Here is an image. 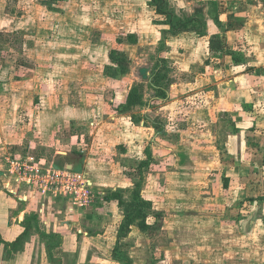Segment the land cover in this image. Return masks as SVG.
I'll return each mask as SVG.
<instances>
[{"label": "rangeland", "instance_id": "obj_1", "mask_svg": "<svg viewBox=\"0 0 264 264\" xmlns=\"http://www.w3.org/2000/svg\"><path fill=\"white\" fill-rule=\"evenodd\" d=\"M168 2L179 17L202 9L206 30L208 0ZM155 18L148 0H0L2 161L28 154L42 166L91 169L103 192L73 211L66 198L45 196L44 206L33 198L31 228L0 229V264H113L123 212L104 196L128 200L137 182L152 215L148 231L133 226L121 239L131 264H264V199L247 201L264 196V139L239 164L249 150L243 131L264 124V99L250 110L232 105L226 89L214 99L206 31L170 37ZM164 46L200 62L165 59L159 83L168 96L155 100L150 82ZM134 86L149 108L120 111ZM145 149L152 158L140 167ZM241 166L248 177L235 175Z\"/></svg>", "mask_w": 264, "mask_h": 264}, {"label": "crops", "instance_id": "obj_2", "mask_svg": "<svg viewBox=\"0 0 264 264\" xmlns=\"http://www.w3.org/2000/svg\"><path fill=\"white\" fill-rule=\"evenodd\" d=\"M207 9L209 12L206 13L210 16L208 17L206 30H204L203 26L202 31H206V35L203 37L206 40L208 54V60H206V62L208 61V93L214 95L218 92L221 95L226 89L225 94L227 93L230 100H232L230 102L232 105L235 103L236 105H241V110H250L257 98L260 100L264 99V0H208ZM198 11L199 15H201L202 9L200 8H195L193 12L196 14ZM157 25L162 26V24ZM164 27L168 30L167 25ZM191 32L196 33L194 31ZM183 35H185V32L177 36ZM215 35L220 37V41L224 47L222 51L210 49L209 40ZM163 53L167 54V56L164 55L165 58L163 59H173L175 61H181L182 59L186 61L187 59L188 64L200 62L196 56L189 55L188 53L184 56L176 52L169 54L166 46H164ZM212 63H219L220 67L215 68V66H211ZM249 81L252 84H249ZM126 97L123 101L124 103ZM156 99L164 100L165 98ZM143 100L145 104L142 107H134L128 112H134L136 108H149V103L145 102L144 98ZM140 115L139 117L145 118L148 116L145 112ZM138 119L140 121V118ZM243 133H245V138L248 141L249 147L247 149L249 150H246L245 156L239 160V164H248V162L250 164L251 155L256 153L257 145L261 141L260 139H264V124L253 122ZM252 133L259 137V139L255 140L253 137L251 138L250 135ZM69 166L70 169L86 172L94 182L95 187H98L90 167V170H78L73 165L65 167L68 168ZM240 169L239 175L235 174L238 178H240V175L246 178L249 175L248 172H251L248 167L241 166ZM228 178L229 176L226 175L225 179L228 180ZM2 183L3 181L0 179V229L12 232L14 226L23 224V231H25L26 226H33L35 219L34 210L36 205L32 203L33 198L39 197L41 205V202L45 201L46 197L31 190L24 194L17 192L16 198ZM97 189L100 190L99 187ZM18 195L23 197L20 198ZM250 198L253 199V202L256 199H264V196H250L247 198V201L250 202ZM52 200H48L49 205L53 202Z\"/></svg>", "mask_w": 264, "mask_h": 264}, {"label": "trees", "instance_id": "obj_3", "mask_svg": "<svg viewBox=\"0 0 264 264\" xmlns=\"http://www.w3.org/2000/svg\"><path fill=\"white\" fill-rule=\"evenodd\" d=\"M148 5L150 6V8H152L156 16L154 23L168 26V30L165 31V34L177 36L181 33L191 31L200 34L203 33L202 28L204 22L199 18L200 10L196 14L194 13L190 16L179 17L172 11L168 0H148ZM209 46L210 49L215 51H222L224 48L218 35L212 36L210 38ZM110 58L112 59V61L119 60L118 56H115V54L110 55ZM165 62V59L159 58L157 62V69L153 73V77L150 82V87L154 89L156 93V97L154 96V98L161 99L167 97V91L165 90L163 85L159 83V80L163 77L161 68L164 66ZM159 67L161 68L159 69ZM144 104L145 103L142 94L139 92L138 88L134 86L129 90L126 101L124 105L119 107V110L126 112L134 107H142ZM145 150L146 160L140 163V167H147L152 158L149 149ZM140 186V182H137L134 189L131 191L130 198L128 200H124L122 194L119 191H109V193L104 196V198L108 201L113 199L117 200V203L122 207L123 212L122 219L117 228L116 241L111 254V257L114 261L113 264H131V260L121 249V239L125 238L128 235L133 226H136L142 232L148 231L151 227L149 218L152 215V203L151 201L146 200L142 197L140 193ZM252 200L253 199L250 198V201ZM29 228H31V226H26L25 232ZM25 232H23V234ZM48 237V241H51L53 240L51 238H53L54 235H49ZM20 238L21 237H19L18 239ZM18 239L12 242V245H16ZM48 244V248L51 249V243Z\"/></svg>", "mask_w": 264, "mask_h": 264}, {"label": "built area", "instance_id": "obj_4", "mask_svg": "<svg viewBox=\"0 0 264 264\" xmlns=\"http://www.w3.org/2000/svg\"><path fill=\"white\" fill-rule=\"evenodd\" d=\"M5 156L0 158L2 185L16 194L14 184H24L39 195L62 197L69 202V210L93 207L103 198V192L95 187L94 182L84 171L59 168L50 164L42 166L33 155ZM41 206H44L41 203ZM42 211V208L39 209Z\"/></svg>", "mask_w": 264, "mask_h": 264}, {"label": "flooded vegetation", "instance_id": "obj_5", "mask_svg": "<svg viewBox=\"0 0 264 264\" xmlns=\"http://www.w3.org/2000/svg\"><path fill=\"white\" fill-rule=\"evenodd\" d=\"M0 179L3 181V175H2V173H0Z\"/></svg>", "mask_w": 264, "mask_h": 264}]
</instances>
